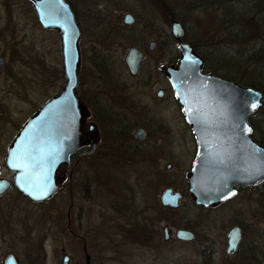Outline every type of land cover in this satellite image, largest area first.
<instances>
[{"label": "rangeland", "instance_id": "obj_1", "mask_svg": "<svg viewBox=\"0 0 264 264\" xmlns=\"http://www.w3.org/2000/svg\"><path fill=\"white\" fill-rule=\"evenodd\" d=\"M69 1L77 10L81 34L79 94L91 110L108 101L105 108L113 113L104 126L100 154L80 162L71 185L84 233L99 246L94 249L96 264H203L196 244L178 247L172 253V246H161L163 243L154 249L144 248L135 236L144 199L157 198L168 185L183 188L194 154L191 133L178 107L167 93L157 96L159 90L168 88L159 68L177 56L178 41L172 36V23L177 21L188 41L205 54L215 57L223 53L227 76L242 82L253 79L264 87V0ZM230 1L234 7L228 11L225 5ZM127 13L135 18L131 26L123 23ZM139 41L146 45L148 55L139 75L131 77L124 57ZM153 41L156 46L151 51ZM0 56L5 59L0 70V162L4 165L6 149L20 126L60 91L65 78L60 37L56 30L42 28L26 0H0ZM251 120L257 125L256 137L264 143V102ZM140 121L148 127L147 138L141 145L129 144L122 138L132 135ZM168 163H172L171 169L166 168ZM256 194V200H249L242 210L256 216L260 226L264 223V185ZM69 195L66 187L42 203H32L12 191L1 198L2 258L19 250L25 262L30 243L33 253L47 254V264H60L61 248L73 249L59 232ZM240 205L236 201L204 212L187 203L178 217L205 233L203 224L231 216ZM164 214L161 210L160 215ZM119 220L134 224L130 227L129 223L127 229L128 224ZM209 232L218 234L217 230ZM80 253L83 257L82 244Z\"/></svg>", "mask_w": 264, "mask_h": 264}, {"label": "water", "instance_id": "obj_2", "mask_svg": "<svg viewBox=\"0 0 264 264\" xmlns=\"http://www.w3.org/2000/svg\"><path fill=\"white\" fill-rule=\"evenodd\" d=\"M27 2L42 28L56 30L60 37L65 83L23 123L11 141L4 164L14 177L12 181L2 177L0 164V195L13 185L30 201L41 203L60 191L72 155L90 139L95 147L99 138L90 136L96 126L88 122L90 111L78 94L81 34L73 8L67 0ZM123 21L132 25L135 19L126 14ZM184 34L181 22H173V37L181 41ZM154 45L152 42V49ZM178 49L181 56L177 66L168 69L169 80L197 144L188 183L198 205L208 206L213 201L232 197L236 186H258L264 182V148L252 141L250 123V118L263 105L262 93L203 73V61L191 45L180 42ZM144 58L143 50L135 46L128 49L124 63L131 76L138 75ZM4 64V57H0V70ZM158 95L163 93L159 91ZM254 101L256 107L251 106ZM134 134L136 139H142L144 130L137 129ZM93 151L83 152L80 157ZM15 164L21 166L13 167ZM180 199L181 193L173 188L165 189L160 197L161 204L171 208H178ZM177 236L191 240L193 233L180 229ZM84 250L89 264L86 245ZM68 259L65 253L62 264H68ZM3 264H18V261L9 254Z\"/></svg>", "mask_w": 264, "mask_h": 264}, {"label": "flooded vegetation", "instance_id": "obj_3", "mask_svg": "<svg viewBox=\"0 0 264 264\" xmlns=\"http://www.w3.org/2000/svg\"><path fill=\"white\" fill-rule=\"evenodd\" d=\"M128 26H131V25H128ZM185 35L186 33L184 34V37ZM180 42L191 45L194 53L202 59L203 61L202 72L203 73L212 74L217 77L220 76L218 73H222L224 74V76L226 75L223 70L224 60L215 62L213 60L214 59L213 56L210 53L208 55L205 54L203 51H200L198 48H196L191 42L186 41L184 38L181 41H178V44ZM151 43H150L149 48L152 51L154 50L156 43L153 49L151 47ZM133 46L143 50L145 52V58L147 57L148 51L146 49V45L144 44V42L139 41L137 45H133ZM145 58L143 59V61L145 60ZM179 59H180V54L178 50L177 56L175 55L174 58H172L171 61L167 65L159 68L162 75H164L166 80L168 81V88L165 90L163 89L159 90L163 93V95L159 96L158 95L159 91H158L157 96L159 98H162L167 93L171 97L173 104L176 107H178L179 111L181 112L182 117L184 118V121L191 133L192 142L194 146L193 159L191 162V167L189 168V170L186 172L184 176L185 185L183 186V188L178 189L176 188V186L168 185V186H165L164 189H162L161 193L157 196V198L151 196L150 200L144 199L143 203H145V205L143 207L140 205V209L142 210H141V213H139L138 219L136 220L137 227H138V233L135 236L138 238L140 242L139 244L144 248L154 249L155 247H158L157 245H159L160 243H163L161 246L163 245L172 246L170 248V251L172 253H174V251L178 247L186 246L189 244H196L198 252L202 256L203 264H264V223H260V226H259L256 216H253V215L250 216L248 215L247 210H242L245 208L243 207L244 205L249 204V200L251 203L254 202V200H256L257 198L256 192L257 190H260L263 187L264 182L258 186H254V185L236 186L235 194L232 197L226 200L213 201L208 206L198 205V203L195 201V199L192 197L190 193V186L188 183L187 176L189 172L191 171L194 159L197 154V144H196V139L192 132L191 126L187 123L184 117V114L182 112V106L179 103L178 99L176 98L175 91L170 83L169 74H168V69L176 67L179 62ZM143 61L140 64L139 73H140V69H141ZM235 72L239 73L237 69L235 70ZM138 75L136 76L130 75V76L137 77ZM223 79H226V78L223 77ZM80 97L84 101V98L82 96ZM105 100L107 101L106 98ZM86 105L90 111L88 122L96 126L95 130L90 132V136L95 135L96 137L98 135L99 139L98 141H96L95 147L93 145L94 140L90 139L88 143L83 145L74 155H72L70 165L65 167L64 176H66V178L61 184V190H63L66 187L69 188L70 203L65 213L62 215V218L60 221L61 228H59L60 229L59 232L61 234L60 236L62 239L68 240V244H71V243L73 244V249H69L65 246L61 248L62 257L60 260V264H62L64 260L65 253L69 255L68 264H86L87 259H86V252L84 250L85 245L87 247V253L89 254V264H96V255H95L94 249L99 248L96 242V239L92 240L93 242L91 243L87 234L84 233L81 214L78 212V209L75 206V202L73 201V197L71 195V189H72L71 185L73 182L75 171L78 165L80 164V162L87 157H94L97 154H100V151L102 150L103 140H105V138L103 137V130L105 131L104 126L105 124H107L106 121L111 118V115L113 113L110 112L111 110L108 111L105 108V106H107V109H108V105H109L108 101H107V104L106 103L101 104L99 108H98V105L96 107L94 106L93 110L89 108V105L87 103ZM115 113H120V112L116 111ZM250 123L252 126V134H251L252 141L255 144H261L258 142L257 140L258 138L255 135L256 130H257L256 125H253L252 120H250ZM121 128H125V127L123 126ZM137 129L144 130V136L142 137V139L135 138L134 133ZM135 131L130 136L126 133L127 134L126 137L122 139H126L129 144L141 145L147 138L148 127L143 121H140L136 123ZM92 150H94L92 153L90 154L86 153L82 157H80V155L83 152H88ZM1 166H2V176L12 181L13 174L10 172V174H12L11 175L12 178L7 177L3 172L4 165L2 163H1ZM172 166H173L172 163H168L166 168L171 169ZM167 188H173L175 191H179L181 193V199H180L181 204L178 208L164 207L161 204V201H160L161 194ZM11 191L14 193V195L21 197L23 199L29 200L28 198L21 195L13 185H11V187L4 194L0 195V199L6 196ZM236 201L241 202V205L238 207L239 209H237L236 211L234 209L231 216L224 218V219L217 218L216 220H213L210 223H207L206 225L203 224L201 226V228L205 226L206 228L205 233L198 232L200 229L199 227L198 228L191 227L188 223L182 222L184 220V217L182 216L178 217L179 212L181 211L183 207L187 205V203L193 204L196 208L204 212H209V211L226 208L227 206H230L233 202H236ZM141 203H142V200H141ZM161 210L165 212L164 215H160ZM1 217L2 216L0 213V218ZM130 220H133V219L131 218ZM130 220L129 222H124L121 220L119 221L123 223H127L128 224L127 229H129V223L130 225L131 224L133 225V221L130 222ZM227 224H229L228 227H227ZM161 229H162V232H161ZM180 229L191 231L193 233V238L191 240H184V239L178 238L177 232ZM208 230L209 231L217 230L218 234L212 236L213 233L212 232L208 233ZM120 234L121 233L116 234V235H120ZM34 244L39 245V241L38 242L35 241ZM81 244L83 248V257H82V254L80 253ZM31 247L32 245L30 243H27L28 254L26 252L25 262L27 263L28 261L30 262L29 259L32 258L33 263L30 262L31 264H47V257H48L47 254L46 253L44 254L40 251H36L33 253V249ZM78 248H79V251H77ZM9 254H12L15 256L16 260L18 261V264H26L22 259L24 255L21 254L19 250L17 251L13 250V251L8 252V254L4 256V258H2V255L0 254V264L4 263L5 258Z\"/></svg>", "mask_w": 264, "mask_h": 264}, {"label": "trees", "instance_id": "obj_4", "mask_svg": "<svg viewBox=\"0 0 264 264\" xmlns=\"http://www.w3.org/2000/svg\"><path fill=\"white\" fill-rule=\"evenodd\" d=\"M69 3L71 4V6L74 9V11L76 13V16H77V10H76V8L74 7V5L72 4L71 1H69ZM225 4H226V2H225ZM233 7H234V4L233 3L231 4V1L230 2H227V4L225 5V9L228 10V11L229 10H232L231 8H233ZM184 39L186 41H188L187 35H185ZM192 44L201 51V48L197 44H195V43H192ZM219 52H221V51H219ZM213 58H214L213 60L215 62L223 61L224 60V56H223V53L222 52H221V54L216 55ZM218 74L220 75L219 77H222V78L224 77L227 80H230L232 82L239 83V84H241L243 86H249V87H253V88L257 89V90H260L262 92V94H263V102H264V87L261 86V84H260L261 82L258 81V82L255 83V81L253 79L242 82V81H240L239 78L230 77V76H227V75L224 76V74H222V73H218ZM253 125H256V122L255 121L253 122ZM256 127H257V125H256ZM257 140H258L259 143H261V144L264 145V143L260 139H257ZM131 226H132V224L130 225V227Z\"/></svg>", "mask_w": 264, "mask_h": 264}, {"label": "snow or ice", "instance_id": "obj_5", "mask_svg": "<svg viewBox=\"0 0 264 264\" xmlns=\"http://www.w3.org/2000/svg\"><path fill=\"white\" fill-rule=\"evenodd\" d=\"M251 106L252 107H256L257 106L256 103H255V101L253 102V104ZM248 131L251 132V129H248ZM20 166L21 165H18V164L13 165V167H20Z\"/></svg>", "mask_w": 264, "mask_h": 264}]
</instances>
